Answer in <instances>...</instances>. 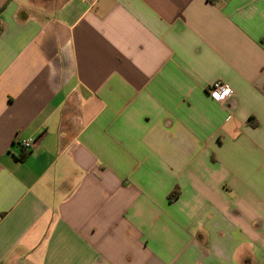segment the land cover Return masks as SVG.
Segmentation results:
<instances>
[{
	"label": "crops",
	"instance_id": "1",
	"mask_svg": "<svg viewBox=\"0 0 264 264\" xmlns=\"http://www.w3.org/2000/svg\"><path fill=\"white\" fill-rule=\"evenodd\" d=\"M0 264H264V0H0Z\"/></svg>",
	"mask_w": 264,
	"mask_h": 264
},
{
	"label": "built area",
	"instance_id": "2",
	"mask_svg": "<svg viewBox=\"0 0 264 264\" xmlns=\"http://www.w3.org/2000/svg\"><path fill=\"white\" fill-rule=\"evenodd\" d=\"M226 84L225 83H223V82H221V81H218V82H215V83H213L210 87H209V89H208V91H209V93L213 96V93L214 92H216L218 89L219 90H223V88H224V86H225ZM228 86V85H227ZM232 90V89H231ZM233 90L231 91V95L230 96H228V97H226L225 99H223V100H221L222 102H227L229 99H231V97L233 96ZM22 145L24 146V147H26V148H32L33 147V142L32 141H29V140H22Z\"/></svg>",
	"mask_w": 264,
	"mask_h": 264
},
{
	"label": "clouds",
	"instance_id": "3",
	"mask_svg": "<svg viewBox=\"0 0 264 264\" xmlns=\"http://www.w3.org/2000/svg\"><path fill=\"white\" fill-rule=\"evenodd\" d=\"M231 88L227 85L224 86L223 90H217L213 93V98L217 101H221L231 95Z\"/></svg>",
	"mask_w": 264,
	"mask_h": 264
},
{
	"label": "trees",
	"instance_id": "4",
	"mask_svg": "<svg viewBox=\"0 0 264 264\" xmlns=\"http://www.w3.org/2000/svg\"><path fill=\"white\" fill-rule=\"evenodd\" d=\"M179 195V193H173L172 195H171V198L173 197V198H177V196Z\"/></svg>",
	"mask_w": 264,
	"mask_h": 264
}]
</instances>
